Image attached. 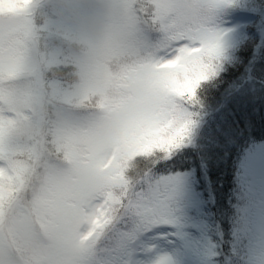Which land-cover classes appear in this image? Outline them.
<instances>
[{
  "label": "rangeland",
  "instance_id": "374dc122",
  "mask_svg": "<svg viewBox=\"0 0 264 264\" xmlns=\"http://www.w3.org/2000/svg\"><path fill=\"white\" fill-rule=\"evenodd\" d=\"M257 1H249L248 12L232 14L243 0H0V264H21L11 259L12 245L1 241L9 230L3 220L12 206L35 193L34 176L51 160L39 151L38 135L56 101L73 110L106 109L104 116L85 120L63 111L58 133L48 135L71 162L68 169L57 170L35 208L20 206L13 214L20 246L26 251L36 243L41 253L37 260L42 263L23 264H97L95 247L107 240L104 228L113 223L119 225L111 233L115 240L105 244L113 249H100L105 255L101 264H220L216 245L206 242L207 225L196 220L200 197L194 174L165 176L149 187L148 175L137 179L140 175L134 174L139 162L134 160L158 148L183 116H188L184 122L194 120L198 109L190 110L179 90L194 87L208 65L221 59L218 44L226 56L243 45L244 27H255L259 41L253 60L261 52L264 5ZM152 24L160 38L157 33L153 40ZM54 40L69 50L65 57L40 48L43 41L47 46ZM69 55L80 80L61 90L43 73L65 78L57 68L67 65ZM230 101L210 103L195 118L192 134L205 117L202 132L221 125ZM243 175L254 223L249 258L236 257V264H264V143L244 163ZM126 191L130 194L123 198ZM131 198L141 213L122 210L115 218ZM38 221L47 230V242L35 228ZM132 222L135 237L145 232L142 242L117 231Z\"/></svg>",
  "mask_w": 264,
  "mask_h": 264
},
{
  "label": "trees",
  "instance_id": "16d2710c",
  "mask_svg": "<svg viewBox=\"0 0 264 264\" xmlns=\"http://www.w3.org/2000/svg\"><path fill=\"white\" fill-rule=\"evenodd\" d=\"M249 1L253 3V0H243L242 3L245 4H237L232 14L248 12L247 10L251 7ZM255 3L259 4L261 8L262 4L264 5L262 0H258ZM16 4L22 6L26 3L17 2ZM48 13L50 17H55L51 12L48 11ZM35 22H37L36 19ZM149 29L154 40L159 28L156 25L154 28V24H152ZM253 31H256L255 27L252 30L249 26H245L243 29L245 35L240 41V44L244 42L243 45L232 48L227 52L226 56H223L216 63L209 64L207 69H205L208 70L207 75H209L212 70L211 66L214 65L219 71V75L207 82H203L198 90L199 104L188 106L190 110L198 109V112L194 115V120L189 117V120L195 121V124L184 146L173 152L171 157H164L156 148L149 151L155 153L153 156H146V153H144L134 160L139 161L133 169V171H137L134 174L140 175H137V179L143 175H148L147 182L149 187H152L156 181L165 176L169 177L183 172H192L194 174L196 180L194 187L199 191L200 197V207L196 213V220H200L207 225L204 232L207 237L206 242L216 245L214 250V254L217 253L215 260L219 261L220 264H236V257H238L239 261L245 262L250 255L251 245L249 237L253 231L254 206L249 200L248 187L250 186L247 178L243 175V166L256 147L264 143V42L261 52L253 60L255 47L257 41H259L258 34ZM161 36V34L157 35L158 38ZM45 42L47 41H43L40 45L44 53L48 51V54H51L56 51L65 57V53L69 51L67 47L60 49L59 41L57 40L47 46L44 45ZM63 46L65 45L63 44ZM80 52L81 54L83 53L82 51ZM58 58L62 59L61 56H58ZM68 59L67 65L61 64L57 68L65 78H59L55 72L50 73V75L43 73L45 78L48 77V81L54 82L56 88H61V90L66 87H72L80 80L74 74L75 58L69 55ZM130 59H136V57H131ZM118 68L119 66L116 70ZM111 69L114 71L112 67ZM228 100L231 101L227 103V116L221 125L217 123L218 127L202 132V126L207 119L205 117L201 126L192 134L197 119L210 103L220 106ZM53 103L50 106L51 109L47 110L41 134L40 136L38 135V141L40 140L39 151H44V155L51 160L46 162L47 166L43 169L41 168V173L39 172L38 175L34 176V178L38 177L35 180V193L32 191L27 195L25 194L27 202L22 205L18 203L16 207L12 206L3 220V222H6L5 228L9 225V230L2 233L4 237L1 241L5 239L7 243L9 242L8 245H12L11 259L19 263L29 261L42 263V261L41 259L37 260L41 253L39 252L38 254L36 243L31 244L24 251L14 237L16 226L13 214L16 213L20 206L25 211L28 208L30 210L33 207L35 208L38 195L50 186V182L55 178L57 170L68 168L69 157L65 158L64 154L62 155V152H60L61 148L55 150L51 140L53 138H48V135L58 133L61 121L59 115L61 112L66 111L75 116H81L85 120L90 116L98 118V109L103 107L99 106L95 110H92L93 107H81L80 110H73L74 107L72 108L69 104L59 101ZM187 117L183 116V120L179 119L175 122L174 129L169 128L171 132L164 135V142L170 138L172 133L179 132L182 129L185 123L184 120ZM56 128L58 129L56 130ZM46 138L50 141H46ZM165 138L167 139L165 140ZM147 187L145 192H147ZM130 209H133L138 215L141 213L137 208V202L135 203L131 198L126 203V206L124 204L119 206L118 210L120 213L114 217L120 218L122 210L125 212V210ZM117 226L119 225L113 223L111 227L104 228L103 235L108 236V238L103 241L99 239L101 241L97 246L95 245L96 247L94 246L95 251L102 249V251L106 252L113 249L112 246L105 247V244L110 238H112V241L115 240V236H112L111 233ZM40 227L41 223L38 221L35 228L39 233ZM117 231L120 236L132 237V241L135 238L138 241L141 240V242L144 240L145 232L142 233L141 237H135L136 225L133 222L122 230L119 229ZM99 251L95 252L93 256L96 261L100 262L105 255L99 253Z\"/></svg>",
  "mask_w": 264,
  "mask_h": 264
},
{
  "label": "snow or ice",
  "instance_id": "6c2138e0",
  "mask_svg": "<svg viewBox=\"0 0 264 264\" xmlns=\"http://www.w3.org/2000/svg\"><path fill=\"white\" fill-rule=\"evenodd\" d=\"M232 2L233 0H228V4H231ZM222 56H223V44L221 43L218 44L217 46V57L222 58ZM211 68L212 70L210 74L200 78L199 80H196L194 87H189L179 90V96L181 97L182 100H185L187 104L192 106L198 105L200 102V98L198 96V90L201 87V84L219 75V71L214 65L211 66ZM194 124L195 121L192 120L186 121L183 124L182 129L179 132L172 133L169 139H167L165 142L161 143L158 146L157 150L160 153H162L164 157H171L173 152L183 147L185 142L189 139ZM154 154L155 153L153 152H148L145 155L153 156ZM129 194H130L129 191H126L125 193H123V198H128ZM119 202L123 203V199H120Z\"/></svg>",
  "mask_w": 264,
  "mask_h": 264
},
{
  "label": "clouds",
  "instance_id": "9594fccd",
  "mask_svg": "<svg viewBox=\"0 0 264 264\" xmlns=\"http://www.w3.org/2000/svg\"><path fill=\"white\" fill-rule=\"evenodd\" d=\"M196 55H200V54H196ZM195 57H190V59H194Z\"/></svg>",
  "mask_w": 264,
  "mask_h": 264
}]
</instances>
